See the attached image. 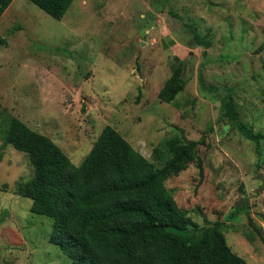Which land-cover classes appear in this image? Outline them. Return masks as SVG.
I'll return each instance as SVG.
<instances>
[{
	"label": "rangeland",
	"instance_id": "374dc122",
	"mask_svg": "<svg viewBox=\"0 0 264 264\" xmlns=\"http://www.w3.org/2000/svg\"><path fill=\"white\" fill-rule=\"evenodd\" d=\"M185 24L211 47L198 46ZM168 33L183 46L165 49ZM179 67L185 90L163 103L158 95ZM227 95L264 135V0H73L61 21L15 0L0 19V264H71L51 241L53 220L15 192L33 167L5 144L12 117L75 166L111 126L155 164L195 224L224 222L231 250L264 264V141L260 157L224 116ZM167 140L177 153L156 155Z\"/></svg>",
	"mask_w": 264,
	"mask_h": 264
},
{
	"label": "trees",
	"instance_id": "16d2710c",
	"mask_svg": "<svg viewBox=\"0 0 264 264\" xmlns=\"http://www.w3.org/2000/svg\"><path fill=\"white\" fill-rule=\"evenodd\" d=\"M14 1L0 0V19ZM29 1L58 21L73 4V0ZM185 25L198 46L211 47L210 41ZM186 85L182 68L174 69L158 97L173 104ZM223 102L224 116L239 125L243 137L255 144L262 157L264 135L241 121L231 95ZM4 141L26 154L33 167L32 179L17 183L16 194L33 201V214L53 220L51 241L71 264H249L228 246L225 223L195 224L177 205L155 164L111 126L102 131L80 166L52 139L15 117L9 119ZM204 143L205 138L189 142L184 150ZM176 147L167 140L155 154L172 155ZM237 215L234 212L229 219ZM245 235L253 244V238Z\"/></svg>",
	"mask_w": 264,
	"mask_h": 264
},
{
	"label": "crops",
	"instance_id": "0c3cea01",
	"mask_svg": "<svg viewBox=\"0 0 264 264\" xmlns=\"http://www.w3.org/2000/svg\"><path fill=\"white\" fill-rule=\"evenodd\" d=\"M163 36L161 37V41H162V45L163 47L166 48H170V46L173 45V48H177L178 46H183L182 44H178L176 43V41H174V39L172 38V36L168 33V34H162Z\"/></svg>",
	"mask_w": 264,
	"mask_h": 264
}]
</instances>
